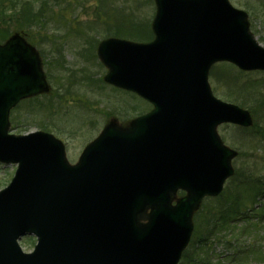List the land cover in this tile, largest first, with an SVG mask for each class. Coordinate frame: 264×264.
I'll use <instances>...</instances> for the list:
<instances>
[{
	"label": "water",
	"instance_id": "95a60500",
	"mask_svg": "<svg viewBox=\"0 0 264 264\" xmlns=\"http://www.w3.org/2000/svg\"><path fill=\"white\" fill-rule=\"evenodd\" d=\"M157 3L154 43L109 39L100 48L112 68L107 80L151 97L158 106L155 113L169 115L164 97L170 113L180 111L175 118L171 113L164 119L170 126L166 137L173 135L176 142L169 140L173 143L156 135L145 137L142 126L147 116L136 122L132 133L106 130L103 137L130 138L132 160L153 163L152 173L142 182L137 171H123L122 182L107 173L99 193L97 177L88 180L80 170L70 176L49 175L43 168L47 159L36 157L43 153L41 134H7L10 108L46 88L38 58L18 35L0 45V160L20 162L12 184L0 192V264H67L73 255L81 264H91L92 254L97 264H177L190 239L191 211L204 194L220 192L232 174L234 152L221 144L215 126L223 121L248 126L251 118L240 107L213 97L208 70L217 60L246 70L264 69V47L248 32L246 13L228 0ZM170 116L180 121L175 123ZM41 136L44 143L52 141ZM53 146L61 161L62 147L56 142ZM58 183L70 187L76 203L58 195L54 187ZM179 187L190 194L171 207ZM147 205L153 207L150 222L139 226L137 213ZM47 209L57 217L45 222L47 234L42 235L39 216ZM65 213L72 222H65ZM25 231L41 234L34 253L23 254L16 244Z\"/></svg>",
	"mask_w": 264,
	"mask_h": 264
},
{
	"label": "rangeland",
	"instance_id": "374dc122",
	"mask_svg": "<svg viewBox=\"0 0 264 264\" xmlns=\"http://www.w3.org/2000/svg\"><path fill=\"white\" fill-rule=\"evenodd\" d=\"M230 2L247 12L250 31L255 35L257 42L264 45V0ZM132 3V9L135 11H130ZM124 5L128 7L125 12L130 11L134 16L119 15L118 10L123 9ZM53 7V20L40 25L34 24L28 31H22L41 53L42 61L46 63L45 69L57 76L51 79L53 93L58 81L62 79L63 82H68L73 73L78 74L77 78H82V70L92 74L96 83L77 81L72 92L62 90V100L60 102L54 100L53 106L46 110L45 107L41 109V106L35 104L45 97L41 96L42 98L34 102L22 101L11 113V117H15L16 120V130L13 129V133L24 134L47 127L48 131L63 142L67 159L71 164H75L84 147L108 124L119 129H129L130 122L149 107V104L138 95L105 82L103 78L108 68L102 63L97 46L108 37L105 33L108 25L105 24L112 26L120 21L128 25L136 24L138 27L135 28L137 31L127 32L125 36L127 39L147 41L148 24L155 8L152 0H129L127 3L125 0H119L112 10L102 8L98 0H64L62 4ZM141 28L144 30H140ZM138 30L144 31V34L135 37L139 33ZM86 39L93 42L92 52L88 51V55L83 53V48L87 46ZM53 62H58L57 66H51ZM209 82L216 96L251 112L254 124L246 131H251L252 134L255 131L263 133L264 102L261 104L260 101L264 97V70L245 71L232 63L218 62L210 68ZM51 86L44 93L50 91ZM39 109L41 110L38 111ZM253 127L255 131L252 130ZM217 132L226 146L237 151L231 160L234 174L225 180L218 198L213 197L215 200L203 205L205 198L199 206L203 209L201 208L198 216L196 214L198 217L196 219L201 224H204L202 223L204 216L209 217L211 213L221 215L223 209L220 208L222 207L220 199L225 202L235 198L228 191L230 189L238 191L242 187L239 179L251 177L262 179L264 183V141L248 143L242 133L245 131L234 124H219ZM16 168V164L0 162V189L9 183ZM262 189L258 196L255 192L243 195L245 203L238 212L242 216L246 213V219H241L242 221L235 224L231 230L219 227L207 245H201L194 254L202 255L204 258L208 255L212 264H264V188ZM177 197L175 201L178 200ZM141 221L145 222L146 218ZM193 221L195 222L194 218ZM201 230L199 232L205 231V226L202 225ZM27 238L22 237L20 244L23 250L31 251L36 239Z\"/></svg>",
	"mask_w": 264,
	"mask_h": 264
},
{
	"label": "trees",
	"instance_id": "16d2710c",
	"mask_svg": "<svg viewBox=\"0 0 264 264\" xmlns=\"http://www.w3.org/2000/svg\"><path fill=\"white\" fill-rule=\"evenodd\" d=\"M47 5V2L44 1L42 3V8L38 11L35 10L33 4L29 2V0H0V42L8 38V36L14 31H23L31 28L34 24H43L46 23L52 19V14L45 9ZM100 22H102L100 20ZM105 21H103L104 23ZM108 25V28L106 29L107 33H113L115 35H121V36H127V32L129 30L137 31L138 28L137 25H128L124 21L116 22L112 26L110 24ZM111 26V27H110ZM138 35L135 37H138L139 35H142V31L138 30ZM262 104V103H261ZM262 139H264V131L262 133ZM248 182V183H246ZM261 185V184H260ZM258 186L254 184V182H250L249 180L244 181V190L247 192H256L257 188L261 189L263 186ZM237 191L235 189H230L228 191L229 194L233 195L235 198L231 199L230 201L226 200L225 202L221 201L220 199V205L226 209L228 207V210H225L229 212L230 215H237L238 211L240 210L242 206V197L241 193L238 195ZM231 195H229L231 198H233ZM241 198V199H240ZM215 200V199H213ZM212 201V200H211ZM203 223L206 224V230L205 232H197L193 238V241L191 243V251L185 252L183 255V261L182 264H203V259L201 256H197L194 254V251L199 249V247L203 244L207 243V240H209L212 232L216 230V225L220 222V226H223L226 224V218L223 217V220H220L219 222L216 221V219H211L207 216H204ZM217 223V224H216ZM202 231V230H200ZM201 233V234H200ZM192 254V255H190Z\"/></svg>",
	"mask_w": 264,
	"mask_h": 264
}]
</instances>
